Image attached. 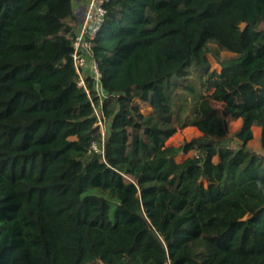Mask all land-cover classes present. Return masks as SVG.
Segmentation results:
<instances>
[{
	"label": "trees",
	"instance_id": "obj_1",
	"mask_svg": "<svg viewBox=\"0 0 264 264\" xmlns=\"http://www.w3.org/2000/svg\"><path fill=\"white\" fill-rule=\"evenodd\" d=\"M104 7L101 156L72 0H0V264H264V155L246 146L257 126L264 150V0Z\"/></svg>",
	"mask_w": 264,
	"mask_h": 264
},
{
	"label": "built area",
	"instance_id": "obj_2",
	"mask_svg": "<svg viewBox=\"0 0 264 264\" xmlns=\"http://www.w3.org/2000/svg\"><path fill=\"white\" fill-rule=\"evenodd\" d=\"M108 0H85L82 4L83 9L80 14V19L74 29L72 35L69 36L71 42V60L78 76L77 86L82 87L90 101L95 116L93 128L96 129L99 140H92L88 153L94 152L101 156L104 154V140H105V114L102 110V101L106 92L101 85V71L97 61L93 58L91 46L97 33L104 22L106 15L105 3ZM264 26V23H262ZM85 72L90 74L93 79L94 89L99 97V103L95 104L92 100L85 82Z\"/></svg>",
	"mask_w": 264,
	"mask_h": 264
},
{
	"label": "rangeland",
	"instance_id": "obj_3",
	"mask_svg": "<svg viewBox=\"0 0 264 264\" xmlns=\"http://www.w3.org/2000/svg\"><path fill=\"white\" fill-rule=\"evenodd\" d=\"M263 21H264V15H257L255 26L261 27ZM259 38H264V33L260 34ZM210 63L212 67L220 69V65L215 61L214 58L210 57ZM237 69H238L237 66H231L230 71H234ZM137 102L139 103L141 110L143 112L149 111L150 108L147 106L146 103H142L140 101ZM126 120L128 125H130L131 120L128 115H126ZM239 126H240L239 119L228 118L227 119L228 134L227 136L221 138L219 141L223 145L236 148L238 146V141L234 138L233 133ZM251 130H252V139L247 142L246 146L248 147L249 150L264 155V150L261 148L259 143L260 128L257 126H252ZM198 134H199L198 130L191 126L185 127L183 129H177V131L169 139L166 140L164 147L161 149V152L169 153L171 146H178L179 144L190 140L191 138L197 136ZM191 153L192 152H189L188 154H184V155L180 154L175 159L179 161ZM92 264H101V263L93 262Z\"/></svg>",
	"mask_w": 264,
	"mask_h": 264
},
{
	"label": "crops",
	"instance_id": "obj_4",
	"mask_svg": "<svg viewBox=\"0 0 264 264\" xmlns=\"http://www.w3.org/2000/svg\"><path fill=\"white\" fill-rule=\"evenodd\" d=\"M85 0H72V6H73V11H74V15L76 17V22L79 21V17L81 14V6L84 3Z\"/></svg>",
	"mask_w": 264,
	"mask_h": 264
},
{
	"label": "water",
	"instance_id": "obj_5",
	"mask_svg": "<svg viewBox=\"0 0 264 264\" xmlns=\"http://www.w3.org/2000/svg\"><path fill=\"white\" fill-rule=\"evenodd\" d=\"M81 9H83V6H81Z\"/></svg>",
	"mask_w": 264,
	"mask_h": 264
}]
</instances>
